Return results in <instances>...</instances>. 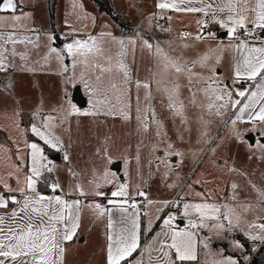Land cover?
<instances>
[{"label":"snow or ice","instance_id":"1","mask_svg":"<svg viewBox=\"0 0 264 264\" xmlns=\"http://www.w3.org/2000/svg\"><path fill=\"white\" fill-rule=\"evenodd\" d=\"M155 7L158 12L149 17L150 22L171 21L169 13L196 17V31L180 33L182 49L207 46L194 57H188L182 51L173 55L174 49L166 50L140 33L127 40L111 32L82 39L72 29L64 37L63 48L58 49L52 46L56 37L46 34L49 47L43 61L47 63L54 55L62 66L65 85H82L92 97V106L81 111L68 100L67 107L62 105L59 109L63 116H44L37 111L34 113L37 122H31L27 129L17 123L23 139L22 143L14 142L15 159L10 149L0 145V151L5 154L0 165L4 169L0 171V264H66L67 245L79 239L85 208L97 219L107 220L105 264H200L201 250H208L206 256L213 257L212 264H244L249 259L244 254L245 244L235 238L231 244L242 259L222 252L212 253V236L202 235L205 230L216 237L240 233L253 244H264V215L247 218L250 212L264 213V188L250 180L248 183L256 192L255 202L240 199V185L235 181L230 184L227 201L213 200L210 192L202 191L195 193L200 198L198 201L179 196L156 202L139 188L131 193L129 184L120 182L108 168L93 172L90 183L94 187L90 191L79 182L65 190L53 175L57 164L47 151L62 152L63 160L70 164L67 146L57 129L72 115L107 116L125 123L135 121L137 133L151 137L154 132L158 143L152 146V151L163 153L156 157L157 166L163 164L169 170L170 158L184 154L168 140L157 104L182 124L188 123L189 105L221 119L231 113L225 123L231 126L232 136L238 142L244 141L240 125H251L253 132L264 129V0H156ZM28 19L29 14L21 10L20 0H0V73L15 70L17 57L24 62L20 65L22 70L35 71L27 62L30 48L40 46V34L28 27L25 23ZM161 30L169 32L171 28L161 27ZM219 32L225 36L221 37ZM103 37L118 45L115 53L105 47ZM137 39L154 58L151 75L146 80L134 78L126 61L129 46L135 49ZM18 45H23L24 51L18 50ZM225 52L231 53L230 82L220 79L223 74L218 71ZM65 58L71 59V75H67L70 68L64 64ZM78 66L79 73L74 71ZM182 79L185 84L181 83ZM184 88H187L186 96ZM201 95L207 100L206 105L200 102ZM29 134L38 139H29ZM207 136V131H203L202 138ZM260 136L264 138V131ZM217 139L204 140L213 145L209 148L212 153ZM257 147L261 153L257 158L264 160L261 139L249 144L250 150ZM97 154L112 163L107 144ZM135 159L139 163V146ZM221 167H226L229 174L247 175L226 161ZM68 171L79 180L70 167ZM40 185L48 191H43ZM108 185L114 190L104 191ZM90 196L105 198L107 203L90 201ZM136 197L143 200L137 201ZM153 205L154 214L148 211ZM114 212L118 217L114 218ZM255 250V247L251 249Z\"/></svg>","mask_w":264,"mask_h":264},{"label":"rangeland","instance_id":"2","mask_svg":"<svg viewBox=\"0 0 264 264\" xmlns=\"http://www.w3.org/2000/svg\"><path fill=\"white\" fill-rule=\"evenodd\" d=\"M114 1L118 5L122 4L124 8L121 11L122 13L119 10L118 13L131 21L136 20L138 22L137 29H139L142 25L140 22V10H137L135 5H133L138 0ZM32 2L36 5V10L25 8L24 13L29 14V19L36 18L38 25L44 26L48 21L45 0H31ZM66 2L69 1L64 0L65 8ZM81 9L84 13L85 21L84 24L79 25L71 23L68 20L65 9L60 12L59 29L63 32L60 34L61 45L56 43V45L53 44L52 46L62 49L63 44L66 42L64 37L72 29L76 30L74 33L76 37L82 39H86L89 35L100 37L102 32H111L115 37L125 40L130 39L119 35V29L108 15L94 14L90 7H82ZM146 11L144 6V13ZM157 24L155 20L154 25H150V27L154 28V30L158 29L157 33L161 34L164 31L160 27H157ZM187 26L186 23L176 22L168 26V28H171V31L166 33L176 36L180 30ZM144 38L151 41L154 39V37L147 36L145 28ZM102 42L105 47H110L113 53H115L118 45L112 44L108 37H103ZM155 42L161 44L160 40L153 41V43ZM39 44L38 48H30L27 62L28 66L34 68L35 71L22 70L20 65L24 62L20 61L19 57H17L15 60L17 67L15 70L0 73V129L3 130L2 133L5 141L3 144L11 150L13 159H15L16 151L14 142L22 143L23 139L20 129L16 127L17 123L20 124L21 128L27 129L31 122H37L34 119V113L37 111L44 116H63L64 113L60 112L59 109L62 105L67 107L68 100H71L81 111H87L92 106V97L82 85L78 84L76 87H73L71 84L65 85L62 66L55 59L54 55L47 63L43 61V57L48 52L49 47L46 34L40 35ZM178 44L172 41V45ZM206 46L200 45L198 48L187 50L180 47L179 50L184 52L186 56L192 57L191 54L195 56L198 51H202ZM17 47L18 50L24 51L23 45H18ZM166 50H172V48L170 47V49ZM126 61L132 69L134 78L146 80L150 77L154 58L142 46L139 39H137L135 49L131 45L129 46ZM64 64L70 68V72L67 75H71V59L65 58ZM74 71L79 73L81 68L78 66ZM181 83L185 84L186 81L182 79ZM133 93H135V89H133ZM183 94L187 95V88L183 89ZM65 97H67V100ZM141 97H143V90H141ZM199 100L202 104H207V100L202 95L199 96ZM156 108L160 118L164 122V131L167 133L168 140L173 143L177 151L184 154L182 157L173 156L170 158V170L163 164L157 166L156 157L163 156V153L152 151V146L158 143L154 132L151 137L137 133L135 121L125 123L119 118L113 119L107 116L72 115L68 116L64 125L57 129L58 134L62 136L67 146L70 164L58 163L52 159L57 164L56 173L61 185L68 189L79 182L84 186L85 190L90 191L94 187L90 183L93 178V172H102L103 169L108 168L116 174L120 182L129 184V190L133 194L139 188L145 191L148 197L152 198L171 201L177 199L179 196H184L187 200L198 201L200 198L195 193L208 191L213 200L223 199L227 201V198L231 194L230 184L235 181L240 185L238 191L241 200L256 201V192L252 190L248 181L250 180L258 187L264 188V160L257 158L261 154L259 148L250 150L249 144H256L257 139H261V142H264V138L257 135L261 131H264V129H258L253 132L250 130L251 125H240L244 141L238 142L232 136L231 126L225 123L231 113H229L227 119V114L221 119L212 113H208L207 111L202 112L199 108H193L189 105L186 111L188 123L182 124L179 118L173 119L166 108L162 109L159 104L156 105ZM16 113H19V115L17 116ZM204 122H207L206 128ZM205 130L208 136L202 138V132ZM249 135L254 136L253 141L248 139ZM31 138L29 134V139ZM212 138H218L214 145L216 148L215 153L209 151V148L213 145L204 142L205 139L210 140ZM8 140H10L11 144H9ZM106 144L112 161L111 164H109L107 158L97 154V150L103 151ZM138 146L139 163L135 159ZM253 152H255V155H253ZM4 155L2 152V156ZM250 156L251 159L249 158ZM224 161L229 165H234L241 172L247 173V175L229 174L226 167H221V163ZM1 162V165H3L4 160L2 159ZM69 167L78 175V181L68 171ZM197 180L211 181V183L196 184L195 181ZM169 184L175 185V187L169 188ZM189 184L192 185L191 188L188 187ZM103 190L110 192L114 188L112 185H108ZM171 197L173 198L170 199ZM141 198L143 197H136V200L139 201ZM102 199L91 201L107 202L104 198ZM149 212L155 213V205L149 208ZM256 215H264V213L250 212L247 214V218L251 220ZM238 234L240 233L216 237L206 230L202 233V235L212 236L210 246L212 253L222 252L223 255H233L234 257L239 252L232 247L231 240L233 238L237 239ZM207 251H200V264H206V262L207 264H212L213 257L206 256ZM240 257L242 258V256Z\"/></svg>","mask_w":264,"mask_h":264},{"label":"crops","instance_id":"3","mask_svg":"<svg viewBox=\"0 0 264 264\" xmlns=\"http://www.w3.org/2000/svg\"><path fill=\"white\" fill-rule=\"evenodd\" d=\"M69 2H66V8L64 7L65 3L64 0H58L56 11H55V18L54 23L52 24L50 17H49V10H48V2L45 0L46 3V14L48 21L45 23L44 26L38 25V21L36 18L28 19L25 21V23L30 28H34L40 35L43 34H53L56 37V40L54 44L56 43L61 45V35L63 32L59 29V14L62 12L63 9H65V13L68 17V20L71 23L74 24H84L85 17L83 16V8H92L94 14L99 15H107L105 13L100 12L97 4L92 0H68ZM110 5L113 8L116 16L119 18V22L122 24H119L115 22L110 16V19L114 23V25L119 29L120 36H123L125 38H133L136 37L137 33H140L144 37V28L147 30V36L154 37L152 40H160L161 45L165 49H174L173 55H175L177 52H181L179 50L180 45L182 41L180 40L179 36L182 32H195L196 31V17L194 15H185V14H173L169 13V15L172 16L171 21H168L166 19H153L151 22L149 21V17L153 13H157L158 10L155 7L156 0H138L135 1L133 5H135V8L137 10H140V22L141 27L139 29L137 26V21H131L128 18L124 17L122 14L118 13V10L121 12L124 10L122 4L118 5L114 0H109ZM64 3V4H63ZM21 4V10L24 12L25 8L30 10H36V5L31 0H20ZM75 4V6H74ZM144 6L146 8V12L144 13ZM64 7V8H63ZM122 13V12H121ZM125 15V13H123ZM156 20V23L159 24L160 28H168L170 24H175L176 22H183L186 23L188 26L182 30L179 31L178 35L173 36L170 34H167L165 31L161 34H158V29L154 30V28H151L150 25H154V22ZM162 22V24H160ZM137 26V27H136ZM136 27V28H135ZM219 35L221 37L225 36V33L219 32ZM172 41L179 43L178 45H172ZM181 42V43H180ZM227 40L225 39V43ZM192 57H194V54H191ZM218 71L221 72L224 77H220V79L224 80L225 82H230L229 78L231 76V53L225 52L224 53V59L221 63V65L218 67ZM67 100V99H66ZM229 116V113L226 116ZM3 130L0 129V145H4V137H3ZM259 137L260 134H257ZM32 137V136H31ZM31 139L37 140L38 138L32 137ZM4 141V142H3ZM264 141V140H263ZM9 144L10 140H8ZM15 151V149H13ZM51 159H53L55 162L58 163H66L63 160V153L62 152H55L54 150H50V153L48 154ZM2 151H0V165L2 164ZM0 171H3L2 167H0ZM55 178L58 179V174H53ZM59 180V179H58ZM65 188V187H64ZM65 190H68L65 188ZM48 191V190H47ZM45 191V192H47ZM171 197L170 199H172ZM143 199V198H141ZM148 199L155 200L157 202L163 201L164 199L161 198H152L148 197ZM88 200H103L102 197H88ZM104 200H106L104 198ZM140 201V200H139ZM102 204H106L107 202H101ZM111 207V205H109ZM149 211V208H148ZM118 213L114 212V218L118 217ZM106 224L107 220L106 218L97 219L93 212L85 208L82 213V223H81V229L79 231V239H74L72 242H70L67 247L69 249L68 255L66 257V264H105V246H106ZM237 255L240 257L241 254L237 253ZM101 260V261H100Z\"/></svg>","mask_w":264,"mask_h":264},{"label":"trees","instance_id":"4","mask_svg":"<svg viewBox=\"0 0 264 264\" xmlns=\"http://www.w3.org/2000/svg\"><path fill=\"white\" fill-rule=\"evenodd\" d=\"M57 1L58 0H47L49 17H50L52 24L54 23ZM92 1H94L97 4L100 12L107 14L115 22L121 24L119 22V18L116 16L113 8L110 5L109 0H92ZM49 153H50V150L47 151V154ZM40 187L43 191L48 190L44 185H40ZM237 239L241 240V242L245 244L244 253L245 255L249 256V259L246 262H244V264H264V244H260L259 242H257L256 244H253V242L248 241L242 234H238ZM253 247H255L256 249L255 251H251ZM236 257H238V259H242L241 257L237 255Z\"/></svg>","mask_w":264,"mask_h":264},{"label":"water","instance_id":"5","mask_svg":"<svg viewBox=\"0 0 264 264\" xmlns=\"http://www.w3.org/2000/svg\"><path fill=\"white\" fill-rule=\"evenodd\" d=\"M76 94H77V92H76ZM77 98H78V97H77ZM77 101H79V100H77ZM248 139H250V140H252V141H253V140H254V136H252V135H249V136H248Z\"/></svg>","mask_w":264,"mask_h":264},{"label":"built area","instance_id":"6","mask_svg":"<svg viewBox=\"0 0 264 264\" xmlns=\"http://www.w3.org/2000/svg\"><path fill=\"white\" fill-rule=\"evenodd\" d=\"M160 24H162V22H160ZM179 38H180V36H179ZM141 200H143V199H140V201H141Z\"/></svg>","mask_w":264,"mask_h":264}]
</instances>
